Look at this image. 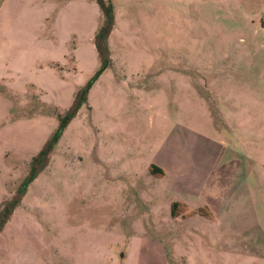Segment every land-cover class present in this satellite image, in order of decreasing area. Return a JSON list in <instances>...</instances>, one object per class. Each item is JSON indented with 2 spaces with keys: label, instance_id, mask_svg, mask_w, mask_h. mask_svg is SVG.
<instances>
[{
  "label": "rangeland",
  "instance_id": "1",
  "mask_svg": "<svg viewBox=\"0 0 264 264\" xmlns=\"http://www.w3.org/2000/svg\"><path fill=\"white\" fill-rule=\"evenodd\" d=\"M110 2V62L0 232V264H138L142 239L171 264L233 242L203 259L264 264V0ZM102 20L96 0H0V211L100 68ZM181 199L215 221H174Z\"/></svg>",
  "mask_w": 264,
  "mask_h": 264
},
{
  "label": "trees",
  "instance_id": "2",
  "mask_svg": "<svg viewBox=\"0 0 264 264\" xmlns=\"http://www.w3.org/2000/svg\"><path fill=\"white\" fill-rule=\"evenodd\" d=\"M96 3L99 6V9L102 13V25L99 28L98 32L95 35L94 43L95 47L100 59V68L94 75V77L89 81V83L80 90L77 91L74 99V103L71 106L70 110L66 112L64 116H59V127L58 130L54 133V135L47 141L43 149L39 152V154L32 158L28 172L18 186L15 196L11 198L8 202L5 203L3 209L0 211V232L2 231L5 223L8 221L10 216L13 214L16 207L21 202L22 198L26 194L29 185L38 177V175L46 169L49 164L50 156L54 150V145L57 143L62 131L67 126V124L76 116L80 107L87 102V95L91 85L94 81L104 72L106 67L110 62L109 58V50H108V38L110 32L114 26V12L113 7L111 5L110 0H96ZM149 172L154 176H162L163 171L155 166H149ZM207 211V209H206ZM205 209L196 211V212H188V208L183 203H172L170 205V215L172 218H176L179 216L182 217H190L193 215H200L210 219L212 217L211 213L206 212Z\"/></svg>",
  "mask_w": 264,
  "mask_h": 264
},
{
  "label": "crops",
  "instance_id": "3",
  "mask_svg": "<svg viewBox=\"0 0 264 264\" xmlns=\"http://www.w3.org/2000/svg\"><path fill=\"white\" fill-rule=\"evenodd\" d=\"M161 170L163 171V175L162 176H164L165 171L163 169H161ZM220 173H223V172L220 171ZM238 179H239V181L241 183L242 182V178H238ZM228 182L232 184V183L235 182V179L233 181H232V179H230ZM222 185H224V184H222ZM250 201L253 204V200H252L251 197H250ZM176 202L185 204L187 206V208H188V212H196V211L205 209V207L190 208V203H188V199L174 200V201H172L170 203V205L172 203H176ZM218 203H219V205H218V210H219L218 213L222 212L220 214L221 217H223L229 210L231 211V207H229L230 206L229 203H231V200H226V197L223 196L222 199L219 200ZM220 207H222V211H221ZM251 210H253L252 207L248 206L247 210H245V208H243V209L239 210L238 213L242 215V212L245 211V212H247L249 214V212ZM196 215L190 216V217L186 218V220L193 219V217H196ZM198 216L201 217V219L202 218L208 219V218L200 216V215H198ZM251 217L252 216L249 214V218H251ZM211 218L209 220L215 221L214 219H211ZM237 218L240 219L239 215H237ZM253 218L255 219L256 215H254ZM183 219L184 218L182 216H179V217H176V219H174V221H176V222H178L179 220L186 221V220H183ZM220 220H221V218L219 217L218 220H217V222H218L217 224H218L219 230L221 231L223 228H225V226L222 223H220ZM228 243L229 242H226V244H228ZM193 246H195V248ZM237 246H239V245L236 242H233L230 246H224V247H219V248H217L218 244H214V245H210V246H208V245L204 246V245H199V244H197V245L191 244V247H192L191 250L197 252L198 254H202L201 255L202 258L199 257L198 259L191 261L190 258L188 257V260H186V262H188V264H227V262H225L224 260L219 259L218 257H214V258L212 257V259H210L211 260L210 262L209 261L206 262L203 259V254L206 253V252H211V253H217L218 254L219 252H222L224 250H228L229 252H236V251H238L240 249ZM234 248H236L238 250H236ZM248 249L249 250H246L247 254L250 253V251L253 252L251 248H248ZM163 251H164V249H163V247L160 244H154V243L151 244V242L149 240L142 239L141 247L139 248V251H138V264H171L170 261L167 260V258H166V256H165ZM232 264H234V263H232ZM237 264H239V262ZM243 264H251V263L248 262V263H243Z\"/></svg>",
  "mask_w": 264,
  "mask_h": 264
}]
</instances>
